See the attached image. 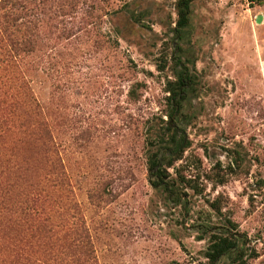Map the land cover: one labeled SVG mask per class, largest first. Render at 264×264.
<instances>
[{"label": "rangeland", "instance_id": "1", "mask_svg": "<svg viewBox=\"0 0 264 264\" xmlns=\"http://www.w3.org/2000/svg\"><path fill=\"white\" fill-rule=\"evenodd\" d=\"M175 1H10L26 86L0 71V264H206L201 226L227 217L264 264V0L192 3L179 203L149 184L145 143L174 79Z\"/></svg>", "mask_w": 264, "mask_h": 264}, {"label": "trees", "instance_id": "2", "mask_svg": "<svg viewBox=\"0 0 264 264\" xmlns=\"http://www.w3.org/2000/svg\"><path fill=\"white\" fill-rule=\"evenodd\" d=\"M10 1L0 0V64H2L0 71L3 73L2 79L9 83L10 88L13 84L16 92L23 93L26 83L21 75V62L19 63L21 58L18 51H21L26 43L22 38L14 37L13 31L19 32L20 28L15 27L20 26V23L11 22ZM193 1H175L177 19L171 32L175 40L173 52L174 55H178L173 57L174 79L166 82L165 90L168 94L165 98L164 113L148 118L145 123L148 182L175 203L182 199L180 190L185 182L168 173L167 169L183 157L189 146L186 126L190 114L187 112L186 104L191 101L198 81L193 60L181 55L182 52H186L181 42L188 35L186 29L190 23ZM161 61L158 68L163 70L165 60ZM239 161L241 159L232 156V166L228 164L231 172L235 171ZM217 176L215 179L218 183L225 181L224 175ZM210 206L215 211H220L215 201L210 202ZM237 227V224L228 217L210 228L206 225L201 226V234L207 235V246L204 251L206 264H247L251 258L258 256L256 248L248 244L247 235L238 231Z\"/></svg>", "mask_w": 264, "mask_h": 264}, {"label": "water", "instance_id": "3", "mask_svg": "<svg viewBox=\"0 0 264 264\" xmlns=\"http://www.w3.org/2000/svg\"><path fill=\"white\" fill-rule=\"evenodd\" d=\"M261 21V15H258L256 18H255V22H260Z\"/></svg>", "mask_w": 264, "mask_h": 264}]
</instances>
